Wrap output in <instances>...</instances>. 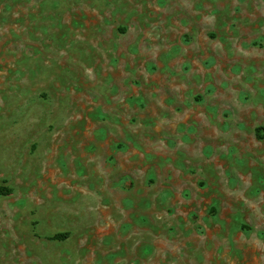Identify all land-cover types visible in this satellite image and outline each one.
Instances as JSON below:
<instances>
[{"label": "rangeland", "instance_id": "374dc122", "mask_svg": "<svg viewBox=\"0 0 264 264\" xmlns=\"http://www.w3.org/2000/svg\"><path fill=\"white\" fill-rule=\"evenodd\" d=\"M0 264H264V0H0Z\"/></svg>", "mask_w": 264, "mask_h": 264}]
</instances>
